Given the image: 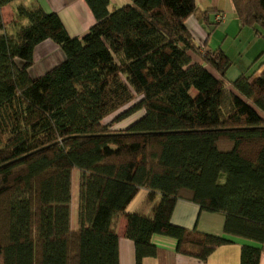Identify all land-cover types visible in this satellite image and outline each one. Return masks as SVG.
<instances>
[{"label":"trees","instance_id":"obj_1","mask_svg":"<svg viewBox=\"0 0 264 264\" xmlns=\"http://www.w3.org/2000/svg\"><path fill=\"white\" fill-rule=\"evenodd\" d=\"M129 1L110 10V0H85L95 22L76 37L55 12L0 0V264H119L122 215L135 264L156 255L155 234L202 261L231 237L252 240L259 246L242 244L240 264H259L264 70L228 83L231 60L200 53L185 25L195 0ZM16 2L4 23L2 8ZM231 2L242 26L264 33V0ZM46 39L64 59L32 78L34 48ZM140 188L150 215L125 212ZM179 198L222 213L224 234L173 224Z\"/></svg>","mask_w":264,"mask_h":264},{"label":"crops","instance_id":"obj_2","mask_svg":"<svg viewBox=\"0 0 264 264\" xmlns=\"http://www.w3.org/2000/svg\"><path fill=\"white\" fill-rule=\"evenodd\" d=\"M21 2L27 5L36 3L46 12L57 13L71 36H82L95 22L85 0H21ZM128 3H130L129 0H110L112 8L109 6V9L112 10ZM16 4L17 2L2 8L4 23L12 19ZM217 14H223L224 19L216 22ZM185 25L200 53L219 50L231 60L232 63L226 72L228 83L243 73L257 77L264 70V33H258L252 27L242 26L235 15L231 0H195V9L185 20ZM197 54L190 52L192 61L205 66L206 64ZM63 59L64 56L59 46L52 40L46 39L35 46L33 64L28 68V73L30 77L36 78ZM147 194V189L140 188L126 206L125 212L137 211L150 215L152 203L146 202ZM159 196L157 192L154 202L158 201ZM77 204L72 198L70 212V229L72 230L78 229ZM170 221L187 229L195 227L204 233L224 234L222 213L199 210L196 203L184 198L176 200ZM125 226L126 216L122 215L116 224L118 262L119 264H135L134 244L125 236ZM231 238L233 242L220 245L206 261H202L177 252L176 241L173 238L155 234L151 237V241L156 247V255L143 257L141 264H240L242 244L259 246L252 240L241 237ZM259 264H264V242Z\"/></svg>","mask_w":264,"mask_h":264},{"label":"rangeland","instance_id":"obj_3","mask_svg":"<svg viewBox=\"0 0 264 264\" xmlns=\"http://www.w3.org/2000/svg\"><path fill=\"white\" fill-rule=\"evenodd\" d=\"M110 7L112 8V6H110ZM141 113H142V111L134 113L131 116H129L128 118L122 120L121 122L114 123V124L110 125L109 129H111V130H122L129 123H131L132 121L137 119L141 115ZM112 117H113V115L109 116L108 118H106L104 120V122L110 121ZM78 175H79L78 170H74L73 171V178H72V198H73V202H75V203H77V201H78V177H79Z\"/></svg>","mask_w":264,"mask_h":264},{"label":"built area","instance_id":"obj_4","mask_svg":"<svg viewBox=\"0 0 264 264\" xmlns=\"http://www.w3.org/2000/svg\"><path fill=\"white\" fill-rule=\"evenodd\" d=\"M224 19V15L223 14H217L216 16H215V21L216 22H220V21H222Z\"/></svg>","mask_w":264,"mask_h":264}]
</instances>
